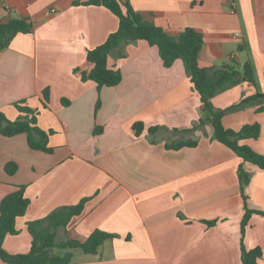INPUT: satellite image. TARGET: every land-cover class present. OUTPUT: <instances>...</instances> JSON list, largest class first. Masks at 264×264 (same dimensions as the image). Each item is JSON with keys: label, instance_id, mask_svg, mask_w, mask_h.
<instances>
[{"label": "crops", "instance_id": "obj_1", "mask_svg": "<svg viewBox=\"0 0 264 264\" xmlns=\"http://www.w3.org/2000/svg\"><path fill=\"white\" fill-rule=\"evenodd\" d=\"M86 1L0 0V23L24 19L32 25L0 51V112L14 122L25 118L14 104L37 110L36 125L51 132L53 149L32 150L25 134L0 135V201L18 186H26L29 200L15 222L17 234L3 241L5 251L28 253L27 223L88 198L82 213L55 231L56 245L84 242L96 230L115 237L95 254L51 249L70 255L69 264H242L241 245L260 248L264 264V171L214 140L209 125H199L201 104L183 62L164 67L156 46L130 42L109 54V68L121 73L117 86L97 90L83 81L81 74L92 68L87 51L118 28L109 10ZM122 1L171 37L185 28L201 33L203 68L241 70L249 63L254 86H230L211 103L224 111L225 129L258 124L259 137L240 144L264 156V0ZM134 123L144 125L138 136ZM185 141L197 145L165 148ZM11 162L13 175L5 171ZM239 167L249 174L242 191ZM245 207L258 214L242 234Z\"/></svg>", "mask_w": 264, "mask_h": 264}, {"label": "trees", "instance_id": "obj_2", "mask_svg": "<svg viewBox=\"0 0 264 264\" xmlns=\"http://www.w3.org/2000/svg\"><path fill=\"white\" fill-rule=\"evenodd\" d=\"M84 5L103 6L118 19L117 30L110 34L107 40L88 50L86 60L92 65L91 70L86 74H81L83 81H91L97 90L103 87H114L121 82V73L117 69H110L108 66L109 54L122 44L130 42L145 41L150 46H156L164 67H170L175 60H181L184 64L187 76L193 85V89L199 97L202 117L199 118V125H209L212 130V138L221 143L239 158L259 170L264 171V156L255 153L248 146L240 144L245 139H257L260 134L258 124L245 125L239 132L225 129L222 124L223 110L215 109L211 103L212 97L224 91L230 86L245 83L254 86L252 69L246 62L241 70L236 67L223 66L220 68H203L199 65L198 54L203 45L202 34L192 28L183 29L174 38L168 33L153 24L146 22L140 14L135 12L128 1L122 0H87ZM32 25L24 19H10L0 23V51L6 49L13 37L17 34H28ZM256 94L253 97L244 99L240 104H245L250 100L259 98ZM43 99L48 101V91L43 92ZM99 103L97 104L98 108ZM15 109L24 114L23 120L11 122L0 112V135L3 137H13L25 134L29 148L44 153H51L52 148L48 147V137L51 132H44L36 125L37 110L29 108L26 103L14 104ZM135 135H139L144 130L142 123L132 125ZM156 131L155 127L148 129L149 134ZM100 132L97 128L95 133ZM196 141L179 142L173 145H165L166 149L179 150L181 148H193ZM5 171L13 175L17 171L15 163H7ZM238 180L240 189L249 181V174L242 167L238 168ZM26 186H18L15 191L4 196L0 201V260L7 264H69L70 255L62 257L51 254V249L78 248L86 254H95L103 242L115 237L114 235L94 231L84 242H68L63 245H56L55 231L64 228L69 221L79 216L88 198L81 199L76 205L61 207L48 215L46 219L27 223V231L32 241L28 253L11 255L3 248V241L7 235H16L15 222L17 218L25 215L29 206V200L25 196ZM244 199V198H243ZM255 211L245 207V212L241 220V233L247 226L250 216ZM46 222V225L44 223ZM208 225L213 223L207 222ZM242 264H259L262 259L260 248L246 250L241 245Z\"/></svg>", "mask_w": 264, "mask_h": 264}, {"label": "rangeland", "instance_id": "obj_3", "mask_svg": "<svg viewBox=\"0 0 264 264\" xmlns=\"http://www.w3.org/2000/svg\"><path fill=\"white\" fill-rule=\"evenodd\" d=\"M26 139H27V137H26Z\"/></svg>", "mask_w": 264, "mask_h": 264}]
</instances>
